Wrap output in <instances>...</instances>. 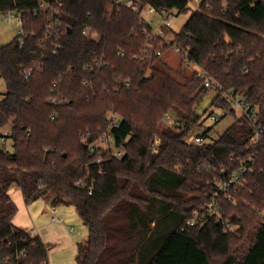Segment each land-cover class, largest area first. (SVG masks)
<instances>
[{"label": "trees", "instance_id": "16d2710c", "mask_svg": "<svg viewBox=\"0 0 264 264\" xmlns=\"http://www.w3.org/2000/svg\"><path fill=\"white\" fill-rule=\"evenodd\" d=\"M58 1L0 0V14H19L24 31L23 45L18 34L0 46L8 90L0 137L9 128L15 149L0 148V264H49L43 241L13 224L14 187L27 204L43 199L78 211L89 230L78 264H264V142L249 147L250 124L226 99L231 91L245 96L264 127V0H201L173 41L196 70L176 72L165 70L164 56L149 64L134 59L146 39L139 13L115 0ZM140 2L161 14L190 11L188 0ZM199 70L215 89L203 86ZM213 91L210 107L225 108L234 122L205 147L189 145ZM56 97L64 102L52 104ZM168 113L180 126L163 123ZM107 132L124 155L97 164L85 140ZM255 151L235 202L221 199L234 229L207 213L203 225L189 226L222 169L240 170Z\"/></svg>", "mask_w": 264, "mask_h": 264}, {"label": "built area", "instance_id": "2783aa9c", "mask_svg": "<svg viewBox=\"0 0 264 264\" xmlns=\"http://www.w3.org/2000/svg\"><path fill=\"white\" fill-rule=\"evenodd\" d=\"M198 5H200L201 0H195ZM58 3V0H54V4ZM54 4H46L42 3L40 5L42 10H53ZM114 4L117 6H121L127 9H132L134 12L140 14V19L143 24V34L145 35L146 39L143 45L142 51L134 56V59L137 60L140 64H149L154 59L162 58L164 56L163 48L168 47L169 50L177 53L178 56H181L186 61L188 60V54L182 48L176 46L175 44L171 43L168 44L163 36L165 34L164 30H154L152 25L146 22L143 18V13L146 12L147 14L156 13L157 11L150 6H143L140 0H115ZM57 12V11H56ZM3 16L5 21L11 22L16 20L22 27V19L19 14L16 12H9L7 14H0ZM51 28V27H50ZM20 35V45L24 44L23 36L24 31H19ZM84 36L89 38L90 33L87 30L84 33ZM95 65H100L98 60L94 61ZM32 72L30 70L26 71L25 77H31ZM198 77L203 80V86L205 88H216L215 82L212 80L210 76H208L204 71H198ZM56 83L54 87H56ZM226 99L232 103L233 108L237 112L239 117L246 119L251 127V133L248 138V145L253 149H257L260 143L264 142V127L260 125L258 122V118L252 112V107L248 103L247 99L243 95H239L234 91H231L226 94ZM54 105L62 104L64 102L63 99L60 98H53L50 101ZM210 113L208 114V118L213 123L220 122L224 117L229 115L228 111L225 108L218 107L217 105H212L210 107ZM56 116L53 115L51 120H55ZM109 121L111 127H118L120 118L118 114L115 112H111L109 115ZM163 123L168 126H180L179 122L176 120L173 114L168 113L162 119ZM3 136L0 137V148H4L7 150V144L9 140V136L11 135V130L9 128L2 130ZM159 140H157L156 144H159ZM208 138L204 137L203 135H190L186 139V143L189 145H197L199 147H205L208 143ZM85 143L89 145L90 150L92 152L98 153L97 156V164H101L104 158H115L120 159L124 155V151L121 148L115 147V139L112 134L109 132L102 134L99 138L94 141L85 140ZM156 150V148L154 149ZM258 155V151H255L251 158L248 159L246 162H241V169L233 172H227L222 169V177L216 180L215 187L212 192H210L207 197L208 201L199 212L195 213L193 218L188 222L189 226L203 225L204 223V214H210L216 218V220L224 226L226 231L233 230V226L229 223L223 207L221 205V199H227L228 201L235 202L232 192L237 191L239 188L244 187L246 184V175L252 171V165L254 163L255 157ZM78 186L80 183L77 184ZM260 217L263 219L264 223V212L260 214ZM51 222L54 223H64L65 220L59 215L57 208H52L51 210ZM73 229H71L72 231Z\"/></svg>", "mask_w": 264, "mask_h": 264}, {"label": "rangeland", "instance_id": "374dc122", "mask_svg": "<svg viewBox=\"0 0 264 264\" xmlns=\"http://www.w3.org/2000/svg\"><path fill=\"white\" fill-rule=\"evenodd\" d=\"M188 2L190 11L187 14L179 15L176 11L164 12L162 14L157 12L147 14L144 12L143 18L152 25L154 30H164L165 34L163 38L168 44H171L174 41L175 34L182 31L193 12L199 8L195 0H188ZM20 30L21 25L16 20L7 22L3 16H0V46L13 42ZM163 61L168 66V68L164 67L165 70L171 69L172 71L170 72L196 70V67L190 65L172 50L166 52ZM7 91L6 83L0 76V103L3 101ZM215 96L216 92L213 91L204 98L198 110L203 116L201 126L193 132V135H206L209 142L218 139L233 124L235 119L231 114L224 117L218 123H213L208 118L211 109L210 104ZM206 109H208V113L204 114L203 112ZM7 150L10 153L15 152L12 139L8 140ZM33 204L34 208L39 211L40 217L45 216L48 219L46 226H44L43 234L45 235L44 239L49 249L50 264H78V246L79 244H85L89 236V230L84 225L78 211L73 206L63 204L57 207V209L65 219V222L54 223L49 218L52 206L48 202L41 199L33 202ZM71 227L74 229L73 232L69 230Z\"/></svg>", "mask_w": 264, "mask_h": 264}, {"label": "crops", "instance_id": "0c3cea01", "mask_svg": "<svg viewBox=\"0 0 264 264\" xmlns=\"http://www.w3.org/2000/svg\"><path fill=\"white\" fill-rule=\"evenodd\" d=\"M9 194L11 199L15 202V204L18 207V213L13 221L14 226L21 231L31 234L32 236L39 237L46 245V241L44 239L45 235L43 234V230H44V226H46V222H48V219L45 218V216L40 217L39 211L36 208H34L33 203L31 204L26 203L20 189L14 187L10 190ZM59 215L63 218V216L60 213ZM49 218H51V212ZM71 229H73V227H71L69 230L71 231ZM73 231L74 229L72 230V232Z\"/></svg>", "mask_w": 264, "mask_h": 264}]
</instances>
